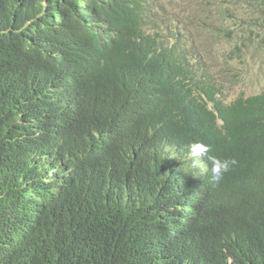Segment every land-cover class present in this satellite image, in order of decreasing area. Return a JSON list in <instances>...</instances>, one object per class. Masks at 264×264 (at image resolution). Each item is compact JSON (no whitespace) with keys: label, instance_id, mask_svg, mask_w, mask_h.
<instances>
[{"label":"trees","instance_id":"trees-1","mask_svg":"<svg viewBox=\"0 0 264 264\" xmlns=\"http://www.w3.org/2000/svg\"><path fill=\"white\" fill-rule=\"evenodd\" d=\"M155 7L0 0V264H264V90L227 102Z\"/></svg>","mask_w":264,"mask_h":264},{"label":"rangeland","instance_id":"rangeland-1","mask_svg":"<svg viewBox=\"0 0 264 264\" xmlns=\"http://www.w3.org/2000/svg\"><path fill=\"white\" fill-rule=\"evenodd\" d=\"M156 1L158 23L185 32L195 52L204 58L193 61L210 69L224 84L222 97L231 101L264 90V23L250 22L246 14L233 17L228 0ZM246 10L253 12L249 7ZM243 23H251V37L229 35Z\"/></svg>","mask_w":264,"mask_h":264},{"label":"clouds","instance_id":"clouds-1","mask_svg":"<svg viewBox=\"0 0 264 264\" xmlns=\"http://www.w3.org/2000/svg\"><path fill=\"white\" fill-rule=\"evenodd\" d=\"M186 152L187 161L193 169L198 168L205 160L210 164L209 177L211 182L214 183L221 182L225 174L228 173L231 167L236 163L234 158H220L215 155H211L210 146L200 140H193L189 142L186 146Z\"/></svg>","mask_w":264,"mask_h":264}]
</instances>
